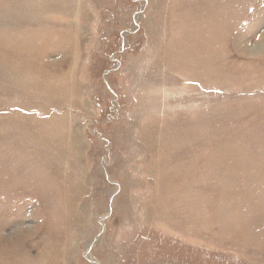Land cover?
<instances>
[{
    "label": "rangeland",
    "instance_id": "374dc122",
    "mask_svg": "<svg viewBox=\"0 0 264 264\" xmlns=\"http://www.w3.org/2000/svg\"><path fill=\"white\" fill-rule=\"evenodd\" d=\"M263 34L264 0H0V264H264Z\"/></svg>",
    "mask_w": 264,
    "mask_h": 264
},
{
    "label": "bare ground",
    "instance_id": "6f19581e",
    "mask_svg": "<svg viewBox=\"0 0 264 264\" xmlns=\"http://www.w3.org/2000/svg\"><path fill=\"white\" fill-rule=\"evenodd\" d=\"M263 38H264V34H263ZM262 43H263V40H262Z\"/></svg>",
    "mask_w": 264,
    "mask_h": 264
}]
</instances>
